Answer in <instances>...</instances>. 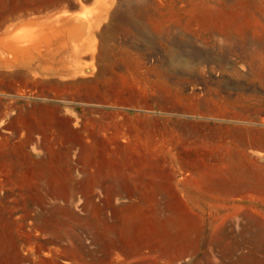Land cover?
<instances>
[{
	"label": "rangeland",
	"instance_id": "374dc122",
	"mask_svg": "<svg viewBox=\"0 0 264 264\" xmlns=\"http://www.w3.org/2000/svg\"><path fill=\"white\" fill-rule=\"evenodd\" d=\"M42 106L146 120L148 159L132 191H0V264H264V0H0V184L42 170Z\"/></svg>",
	"mask_w": 264,
	"mask_h": 264
},
{
	"label": "crops",
	"instance_id": "0c3cea01",
	"mask_svg": "<svg viewBox=\"0 0 264 264\" xmlns=\"http://www.w3.org/2000/svg\"><path fill=\"white\" fill-rule=\"evenodd\" d=\"M41 108L39 114L32 115L26 138L19 143L22 151L19 158L32 161L28 167L42 170L13 173L7 179L11 187L0 184V191L121 193L135 190L131 186L139 181L128 172L129 161L148 159L146 147L144 151L140 149L142 129L146 144V120L113 122L106 118L108 116L97 115L91 123H72L55 106ZM59 120L63 123H57ZM16 128L24 130L21 125ZM133 139L137 145L134 151L130 147ZM72 159L76 160L78 177L69 171L68 161ZM110 202L106 200L105 204L110 205ZM193 206L206 207L207 203H194Z\"/></svg>",
	"mask_w": 264,
	"mask_h": 264
},
{
	"label": "bare ground",
	"instance_id": "6f19581e",
	"mask_svg": "<svg viewBox=\"0 0 264 264\" xmlns=\"http://www.w3.org/2000/svg\"><path fill=\"white\" fill-rule=\"evenodd\" d=\"M122 260L120 257H116V261H120Z\"/></svg>",
	"mask_w": 264,
	"mask_h": 264
}]
</instances>
